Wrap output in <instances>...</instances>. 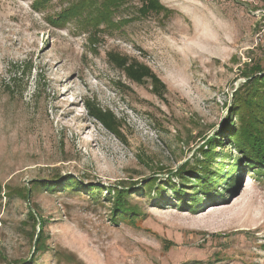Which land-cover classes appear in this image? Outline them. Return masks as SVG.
<instances>
[{
    "label": "rangeland",
    "instance_id": "1",
    "mask_svg": "<svg viewBox=\"0 0 264 264\" xmlns=\"http://www.w3.org/2000/svg\"><path fill=\"white\" fill-rule=\"evenodd\" d=\"M254 62L264 0H0V264H264V176L234 172L233 139L214 143L221 178L192 193ZM139 65L155 93L127 76ZM54 176L99 195L34 184ZM114 188L133 222L112 217Z\"/></svg>",
    "mask_w": 264,
    "mask_h": 264
},
{
    "label": "trees",
    "instance_id": "2",
    "mask_svg": "<svg viewBox=\"0 0 264 264\" xmlns=\"http://www.w3.org/2000/svg\"><path fill=\"white\" fill-rule=\"evenodd\" d=\"M248 67L249 68H247V72L244 75V78L248 79L246 84L240 86L234 92L231 106L228 110L229 115L224 135H218L216 138H208L204 143L206 144L207 149L201 150L204 159L207 161L201 164V172H197L201 178H197V180L193 182V184L198 188L192 191L194 197L197 196L199 191L210 190L209 187L215 183L217 179L221 178L219 174H214L210 171V161L213 158L212 153L214 146L216 145L214 143H218L217 141L219 140L223 142L225 139H233L232 145L237 155L236 162L233 166L234 172L237 171V169L241 166V163H243V167L248 169L249 172L264 176V66L262 65V62H254ZM125 72L129 78L136 81L144 82V80H141L142 77H149L153 83L152 91L154 93L156 92L155 84L157 85V79L145 66L139 65L136 69L131 66L128 67ZM3 89L10 97H15L19 94V88L15 81H13V84L11 85L4 86ZM98 112L102 115V120L107 127L110 128L112 127L110 125H115V118L112 117L111 113L101 111ZM235 121H237L236 127H234ZM222 142L219 145H222ZM184 166L185 165H182L181 168ZM231 176H233V173L227 174L225 180L230 179ZM63 179L62 181L60 176H54L51 180H34V184L39 185L43 187L45 191L50 192L69 190L75 193H84L91 198H95L99 195L100 187H89L74 177H65ZM155 183V179L148 180L145 182V186L140 188L138 187L134 193H140L144 197H149V191L152 190ZM171 190L180 197H183V193L185 194L183 191L176 190L175 186H172ZM111 192L112 191L110 190L107 195L108 199H110L109 202L112 203L111 210L114 220H128L133 222L138 217L140 212L137 207L129 205L128 189L114 188L112 198H109ZM178 201L179 207L184 204L186 209H190L191 211H194V207L199 204L196 200H192L187 203L181 200ZM29 217L32 220H35L32 214H30ZM39 243L40 241L37 245Z\"/></svg>",
    "mask_w": 264,
    "mask_h": 264
}]
</instances>
